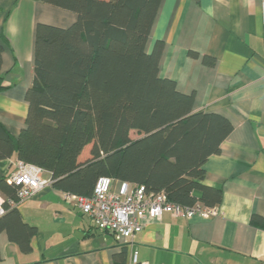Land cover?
I'll use <instances>...</instances> for the list:
<instances>
[{"label": "crops", "instance_id": "crops-1", "mask_svg": "<svg viewBox=\"0 0 264 264\" xmlns=\"http://www.w3.org/2000/svg\"><path fill=\"white\" fill-rule=\"evenodd\" d=\"M76 17L42 0H0L8 84L0 91V120L12 135L24 126L36 24L67 27ZM157 40L159 75L193 95L194 111L220 114L231 125L219 152L201 165V184L221 197L214 205L196 203L218 214L163 213L131 241L118 242L50 186L18 204L15 220L1 219L0 264H133L134 249L137 264H264V0H160L147 52ZM15 161L0 160V176L8 177ZM42 175L52 179L47 170ZM120 183L113 179L112 189Z\"/></svg>", "mask_w": 264, "mask_h": 264}, {"label": "trees", "instance_id": "trees-1", "mask_svg": "<svg viewBox=\"0 0 264 264\" xmlns=\"http://www.w3.org/2000/svg\"><path fill=\"white\" fill-rule=\"evenodd\" d=\"M42 1L77 17L67 27L36 24L24 126L14 136L0 120V160L35 164L50 172L53 187L76 195H90L97 178L109 176L162 190L181 205L218 203L220 192L200 182L201 165L219 152L231 125L194 111L193 95L159 75L162 41L150 52L146 42L160 0ZM4 44L0 30V91L8 88ZM131 130L140 135L131 138ZM6 179L0 176V192L17 200ZM4 209L0 222L18 217L16 206Z\"/></svg>", "mask_w": 264, "mask_h": 264}, {"label": "built area", "instance_id": "built-area-1", "mask_svg": "<svg viewBox=\"0 0 264 264\" xmlns=\"http://www.w3.org/2000/svg\"><path fill=\"white\" fill-rule=\"evenodd\" d=\"M14 171L7 182L17 187V200L0 194V215L4 203L17 206L40 190L52 186L53 180L42 175L43 169L35 164L16 160ZM113 179L99 176L90 195L64 192L63 198L87 215L96 227L110 231L118 242H129L150 221L159 220L163 213L186 218L208 219L218 214L217 207L196 203L181 205L167 199L164 191L147 192L142 184L121 181L118 189H112ZM133 264L138 262V251L131 254Z\"/></svg>", "mask_w": 264, "mask_h": 264}, {"label": "rangeland", "instance_id": "rangeland-1", "mask_svg": "<svg viewBox=\"0 0 264 264\" xmlns=\"http://www.w3.org/2000/svg\"><path fill=\"white\" fill-rule=\"evenodd\" d=\"M138 135H140L139 133H137ZM17 160V159H16Z\"/></svg>", "mask_w": 264, "mask_h": 264}]
</instances>
